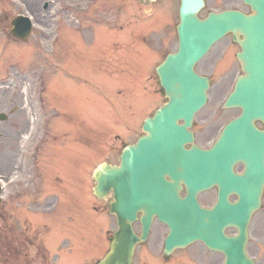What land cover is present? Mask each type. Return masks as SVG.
I'll list each match as a JSON object with an SVG mask.
<instances>
[{"label": "rangeland", "instance_id": "1", "mask_svg": "<svg viewBox=\"0 0 264 264\" xmlns=\"http://www.w3.org/2000/svg\"><path fill=\"white\" fill-rule=\"evenodd\" d=\"M47 1L0 0V113L9 115L7 120L0 121V182L4 190L0 203V246L5 237L12 240L14 236L29 243L26 246L33 264H95L108 249L116 222L109 214L110 197L96 203L91 190L95 185L92 171L97 162L107 160V155L117 161L116 146L121 142L116 140L112 146L109 143L122 136V132L132 141L143 112L154 111L165 101L155 66L177 47L175 26L179 22L180 0L153 3L50 0L45 9ZM19 14L30 15L34 22L26 40L10 33L11 20ZM106 33L115 34L113 38L118 33V37L108 42L103 39ZM98 37L104 44H110L108 48H101ZM157 47L159 53L150 62L148 72L140 80H134L135 73L145 71L144 60L130 57L142 53L150 57ZM126 61L138 67L133 70ZM53 63L75 66L65 67L64 77L71 81H60L66 85L63 93L54 91ZM80 63L85 64L86 70L87 64H92L95 70L103 71L104 78L112 75V79L78 76ZM114 75L118 102L129 93L130 103H125L123 109L117 108L116 98L105 89L107 83L112 84ZM75 81L85 82L75 84ZM52 94L53 103L50 102ZM127 107L134 108V112L128 114ZM56 111H64L68 116L66 135L59 131V137L53 129L61 128L58 120L65 116L55 115ZM79 115L89 129L82 133L83 143L79 139L80 121H73ZM208 132L209 129L200 131L199 139L206 138ZM27 133L29 137L24 140L23 135ZM96 204L100 206L95 211ZM263 216L264 209L254 215L248 243L249 253L262 264ZM67 225L68 231H65ZM167 232L168 228L156 221L145 248L161 257L163 247L159 241ZM52 235L55 246L50 244ZM58 242L62 248L59 254ZM188 249L192 257L198 250L203 251L196 245ZM139 255L138 252L136 264L148 260ZM178 256L179 253L175 260ZM15 259L8 260L7 264H18ZM207 261L221 264L223 256L208 252ZM0 264H3L1 256ZM151 264L160 262L153 259Z\"/></svg>", "mask_w": 264, "mask_h": 264}, {"label": "water", "instance_id": "2", "mask_svg": "<svg viewBox=\"0 0 264 264\" xmlns=\"http://www.w3.org/2000/svg\"><path fill=\"white\" fill-rule=\"evenodd\" d=\"M248 1L253 4L256 16L226 12L210 14L206 20H200L197 12L204 4L203 0H182L180 52L170 56L167 63L158 68L170 98L169 103L163 107L165 110L147 123L146 130L151 133L150 137L141 138L137 147L126 149L121 167L105 164L95 174L98 184L94 192L104 198L113 190L110 212L116 214L118 220V231L110 251L97 264H132L136 244L147 238L154 215L170 226L166 239L168 253L175 247H184L200 239L210 248L223 251L226 264H254L248 258L245 246L251 214L259 206L260 190L258 192L255 188H260L261 173L264 171V154L263 161L259 156L264 152V134L258 135L251 131L254 117L264 119V92L259 97L258 91L261 85L264 87V0ZM14 24L16 35L25 37L29 33L31 25L27 18L19 17ZM228 31L235 32L236 38L238 31L245 35L246 39L241 41L245 52L240 57L248 72L229 104L245 107L247 115L239 124L246 129L245 135L251 137L246 138L247 144L251 141L257 150L248 148L253 153L244 158L249 165L247 176L244 177L248 184L240 191V202L228 204L227 195L223 194L216 208L205 210L198 205L195 193L181 199L178 193L168 192L167 186L160 180L151 185L157 186L160 193L147 192L144 179L147 164L161 166L164 161L183 158L182 144L178 141L185 137L184 129L190 124L193 114L206 102L209 85L208 79L193 72V66L210 45ZM5 117L0 114V119ZM180 118L187 121L184 127L177 123ZM222 144L231 154L243 148L229 146L227 133L221 140L220 150ZM218 153L221 154L220 151ZM238 159L240 155L232 157L229 163L232 165ZM139 211L143 212L142 237L136 235L132 226ZM226 225H235L239 234L235 237L226 236L223 232Z\"/></svg>", "mask_w": 264, "mask_h": 264}, {"label": "flooded vegetation", "instance_id": "3", "mask_svg": "<svg viewBox=\"0 0 264 264\" xmlns=\"http://www.w3.org/2000/svg\"><path fill=\"white\" fill-rule=\"evenodd\" d=\"M208 4L212 10L239 8L250 11V7L245 4L244 0H210ZM239 48L240 46L235 44L232 36H230L225 43L217 45L216 50L212 52L208 60L201 66V72L207 74L212 83L210 92L212 105L196 117L193 125V131L196 136L195 142L202 148H212L217 142L222 128L242 112L241 108L223 107L224 100L230 95L236 80L243 73L242 66L237 57ZM221 100V106H218ZM256 124L260 128L263 127L261 121H257ZM208 129L209 132L207 133V137L199 139L198 136L200 131ZM203 134L204 133H201L200 136L203 137ZM191 146L192 144H188V147ZM224 170L225 168L222 165L216 166L210 162L208 166H202L199 162L191 160L182 162L173 170L172 168H169V171L165 174L170 180V171L174 172L179 177L186 176V179L180 178L178 181L181 193L183 195L186 194L190 185H194L191 186V188L199 189V201L208 207L212 206L217 201L218 195L221 193L232 194L231 199H236V194H233L234 192H232L227 186L229 181L223 177ZM244 170L245 164L243 162L234 165V171L236 173L242 174ZM263 209L264 193L262 210ZM262 218L264 219V216ZM261 230H263V225L261 226ZM147 242L140 245L141 248H144L142 249L144 250V253H149L145 248ZM205 264H209V262H206Z\"/></svg>", "mask_w": 264, "mask_h": 264}, {"label": "bare ground", "instance_id": "4", "mask_svg": "<svg viewBox=\"0 0 264 264\" xmlns=\"http://www.w3.org/2000/svg\"><path fill=\"white\" fill-rule=\"evenodd\" d=\"M28 138V133L24 134L23 139L26 140Z\"/></svg>", "mask_w": 264, "mask_h": 264}]
</instances>
